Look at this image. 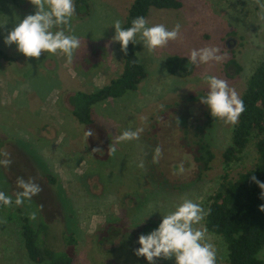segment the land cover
<instances>
[{
  "label": "rangeland",
  "instance_id": "374dc122",
  "mask_svg": "<svg viewBox=\"0 0 264 264\" xmlns=\"http://www.w3.org/2000/svg\"><path fill=\"white\" fill-rule=\"evenodd\" d=\"M84 1L89 8L79 9L70 22V32L81 44L69 63L46 52L25 57L15 44H6L4 37L18 23L14 17L23 19L36 8L29 0H0V22L8 17L0 26V48L8 55L0 57V160H11L7 167L0 165V191L13 198L11 206L0 205V264H37L28 256L21 229V218L33 211L37 218H29L31 223L39 227L45 221L48 243L68 252L72 264H149L135 255L144 225L160 222L161 214L185 198L199 202L207 213L209 197L258 160L252 140L240 159L225 163L235 125L212 117L200 99L207 93L209 75L227 81L242 97L264 61V0H179V9L151 8L149 24L169 30L180 24L178 38L151 53L136 43L146 78L136 90L96 103L90 125L74 116L70 97L95 92L121 74L122 54L112 40L111 24L119 19L124 26L134 0ZM204 47L218 48L222 60L196 65L186 77L166 69L168 57L188 58L190 50ZM232 59L241 71L230 64ZM129 128L143 129L139 139L116 144V137ZM202 143H209L214 154L208 165ZM17 178L41 189L19 206ZM205 218L196 227L207 229ZM106 227L132 238L125 247L121 243L126 238L105 243ZM71 234L73 245L65 239ZM207 237L217 250V264H227L224 239L208 229ZM258 258L264 261V248ZM155 264L175 260L157 259Z\"/></svg>",
  "mask_w": 264,
  "mask_h": 264
},
{
  "label": "trees",
  "instance_id": "16d2710c",
  "mask_svg": "<svg viewBox=\"0 0 264 264\" xmlns=\"http://www.w3.org/2000/svg\"><path fill=\"white\" fill-rule=\"evenodd\" d=\"M17 3V0H14ZM182 3L179 0H134L130 7L126 22L123 27L130 26V21L137 16H148L151 8L179 9ZM76 12L89 8L84 0L75 3ZM81 10V11H82ZM119 44V42H118ZM135 45L129 43L127 52L119 49L123 59V69L119 77L99 90L91 93L79 91L70 97L73 114L80 123L93 124V106L109 98H118L128 91L136 90L140 82L146 78L147 72L141 64L135 50ZM0 57L8 59V55L0 48ZM230 64L241 66L235 59ZM169 73L179 77L189 76L193 71V65L187 57L170 56L165 62ZM245 111L240 115L233 129L232 143L224 152L226 164L235 159H240L252 140H256L258 160L253 168L242 172L236 179H227L224 186L212 194L209 199L205 225L208 231L221 236L228 249L227 264H264L258 258V254L264 248V190L252 179L264 182V61H262L251 75L247 88L242 97ZM210 118H212L210 116ZM4 140L0 136V150ZM201 151L205 165L213 159L214 154L209 143L201 144ZM49 182H54L51 175H46ZM21 229L24 245L29 258L37 264H72V256L62 250L55 249L48 243L50 227L45 221H41L39 227L34 226L26 216L21 218ZM160 222L151 221L144 225L138 232V236L156 228ZM120 230L112 227L105 228V234L101 240L110 243L120 235ZM132 238L131 236H128ZM66 241L73 245L74 236L67 235Z\"/></svg>",
  "mask_w": 264,
  "mask_h": 264
},
{
  "label": "clouds",
  "instance_id": "9594fccd",
  "mask_svg": "<svg viewBox=\"0 0 264 264\" xmlns=\"http://www.w3.org/2000/svg\"><path fill=\"white\" fill-rule=\"evenodd\" d=\"M36 8L34 14L23 19L14 17V28L4 37L8 45L15 44L17 50L25 57L39 58L42 52L50 55H62L71 63L74 53L80 47V39L70 32V22L76 13L75 0H29ZM8 17L6 16L7 21ZM0 22V26L5 22ZM115 28L112 36L114 42H119L120 49L127 52L129 43H142L148 52L165 47L169 41L176 40L180 34L181 25L177 24L169 30L164 24H149L144 16H137L130 21V26L122 27V22L116 19L111 24ZM216 47H204L190 50L188 59L193 66L207 64L210 61L219 62L222 56ZM207 93L200 100L209 110L212 117L223 120L226 124L236 125L240 115L245 111V104L237 91L230 87L227 81L217 76L205 78ZM142 128L126 129L116 137V144L138 140ZM90 131L87 135H91ZM115 146L111 148L115 152ZM157 153L161 151L159 148ZM7 156V153H4ZM10 159L0 160V165L7 167ZM139 166H143L142 162ZM183 167L179 169L183 172ZM252 179L264 190V182ZM20 191L15 197V205L31 201L41 189L33 181L17 178ZM264 195V193H262ZM13 198L0 191V205L11 206ZM264 211V206H261ZM207 213L199 202L183 199L173 206L167 214H161L158 226L138 237L135 255L144 257L149 264H155L157 259L174 258L175 264H217V250L209 242L207 229L196 227L204 220ZM149 216V215H148ZM147 216V217H148ZM31 220H36L35 211L29 214ZM146 218V217H145ZM144 218V219H145ZM144 221V220H143Z\"/></svg>",
  "mask_w": 264,
  "mask_h": 264
},
{
  "label": "flooded vegetation",
  "instance_id": "af4514ba",
  "mask_svg": "<svg viewBox=\"0 0 264 264\" xmlns=\"http://www.w3.org/2000/svg\"><path fill=\"white\" fill-rule=\"evenodd\" d=\"M122 234H123V235H122ZM104 235H107V234H104ZM138 237H139V236H138V234H137V238H136L137 240H138ZM123 238H126V239H125L124 243H121V244H124V247H125V246H126V245H125V244H126V240L129 239L130 237H128V236L126 235V233L121 232V234L118 235L117 239H119V241H122ZM101 239H102V238H101ZM103 240H104V239H103ZM104 242L107 243V242H109V241L106 239V240H104ZM117 243H118V244H117ZM119 244H120V243L117 241V242L115 243V246H114V247L119 246ZM131 244H132V243H130V245H131ZM137 246H138V245H137Z\"/></svg>",
  "mask_w": 264,
  "mask_h": 264
},
{
  "label": "crops",
  "instance_id": "0c3cea01",
  "mask_svg": "<svg viewBox=\"0 0 264 264\" xmlns=\"http://www.w3.org/2000/svg\"><path fill=\"white\" fill-rule=\"evenodd\" d=\"M102 77H103V76H102ZM99 78H100V77L98 76V77H96L94 80L96 81V79H97V81H98V80H99Z\"/></svg>",
  "mask_w": 264,
  "mask_h": 264
},
{
  "label": "water",
  "instance_id": "95a60500",
  "mask_svg": "<svg viewBox=\"0 0 264 264\" xmlns=\"http://www.w3.org/2000/svg\"><path fill=\"white\" fill-rule=\"evenodd\" d=\"M227 46H228V47H230V45H229V44H227Z\"/></svg>",
  "mask_w": 264,
  "mask_h": 264
}]
</instances>
